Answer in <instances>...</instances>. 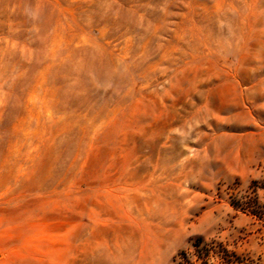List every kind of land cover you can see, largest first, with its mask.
<instances>
[{
	"label": "rangeland",
	"instance_id": "374dc122",
	"mask_svg": "<svg viewBox=\"0 0 264 264\" xmlns=\"http://www.w3.org/2000/svg\"><path fill=\"white\" fill-rule=\"evenodd\" d=\"M196 243L264 264V0H0V264Z\"/></svg>",
	"mask_w": 264,
	"mask_h": 264
},
{
	"label": "trees",
	"instance_id": "16d2710c",
	"mask_svg": "<svg viewBox=\"0 0 264 264\" xmlns=\"http://www.w3.org/2000/svg\"><path fill=\"white\" fill-rule=\"evenodd\" d=\"M195 249H196V257L199 260L200 264H209L208 263V258L210 257V252H215L213 250L215 244L209 245V244H201V243H196ZM221 251L219 252L221 254V258L225 264H239L243 263V261H240V257L235 253V252H230L228 249L221 247ZM216 249V248H215ZM187 264H191L190 260L187 259Z\"/></svg>",
	"mask_w": 264,
	"mask_h": 264
}]
</instances>
